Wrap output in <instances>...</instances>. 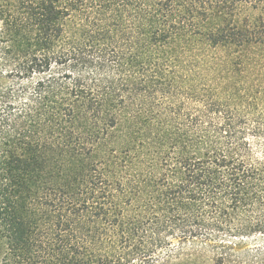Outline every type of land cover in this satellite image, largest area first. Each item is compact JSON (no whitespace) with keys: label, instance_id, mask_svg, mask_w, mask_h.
<instances>
[{"label":"trees","instance_id":"obj_1","mask_svg":"<svg viewBox=\"0 0 264 264\" xmlns=\"http://www.w3.org/2000/svg\"><path fill=\"white\" fill-rule=\"evenodd\" d=\"M0 264H264V0H0Z\"/></svg>","mask_w":264,"mask_h":264}]
</instances>
